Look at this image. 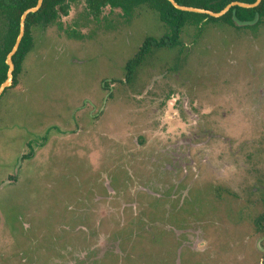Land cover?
<instances>
[{
  "label": "rangeland",
  "instance_id": "rangeland-1",
  "mask_svg": "<svg viewBox=\"0 0 264 264\" xmlns=\"http://www.w3.org/2000/svg\"><path fill=\"white\" fill-rule=\"evenodd\" d=\"M68 4L0 98V264H263L264 25L187 27L126 81L156 13Z\"/></svg>",
  "mask_w": 264,
  "mask_h": 264
},
{
  "label": "trees",
  "instance_id": "trees-1",
  "mask_svg": "<svg viewBox=\"0 0 264 264\" xmlns=\"http://www.w3.org/2000/svg\"><path fill=\"white\" fill-rule=\"evenodd\" d=\"M74 0H43L36 12L28 13L25 18L24 35L16 53L12 56L14 64L11 84L6 87L2 95L17 85L18 76L22 70L24 57L33 45V29L39 25L48 26L57 24L60 15H66L69 2ZM178 4L205 8L217 12L232 1L251 3L255 0H175ZM37 0H0V84L5 80L8 66L5 63L6 55L11 50L19 32V21L23 11L33 7ZM88 11L95 17L99 16L103 7L119 8L125 19H130L139 8H146L156 13L158 20L163 24L164 32L160 37L145 36L134 55L127 59L124 69L126 81H130L139 66L154 51L159 49H173L182 45L181 36L187 27H193L201 33L208 25L222 23L228 27L239 29H257L264 25V0L251 8L232 6L220 17H212L205 13L182 11L175 8L168 0H85ZM218 190H212L210 198L220 197ZM262 210L253 220V228L260 235H264V198L261 201ZM237 213V212H235ZM235 215V214H234ZM238 215V214H237ZM236 215V216H237ZM238 217V216H237ZM134 220V219H133ZM138 220H134V224ZM260 257L264 259V253ZM264 264V261H263Z\"/></svg>",
  "mask_w": 264,
  "mask_h": 264
},
{
  "label": "water",
  "instance_id": "water-1",
  "mask_svg": "<svg viewBox=\"0 0 264 264\" xmlns=\"http://www.w3.org/2000/svg\"><path fill=\"white\" fill-rule=\"evenodd\" d=\"M43 0H37V3L33 7H29L23 11L20 17L19 21V32L15 39V42L11 48V50L6 55L5 63L8 66L6 78L5 80L0 84V95L2 94L3 90L8 87L11 84L12 78H13V70H14V64L12 62V56L16 53L18 46L20 44V41L24 35V28H25V18L28 15V13L36 12L39 7L41 6ZM170 3L177 9L182 11H189V12H196V13H205L212 17H220L223 14H225L232 6H240L244 8H251L257 6L261 0H255L254 2L247 3V2H240V1H232L228 3L223 9L220 11L214 12L209 9L205 8H198L193 6H185L178 4L175 0H168Z\"/></svg>",
  "mask_w": 264,
  "mask_h": 264
}]
</instances>
